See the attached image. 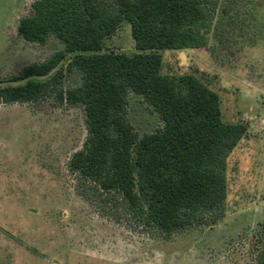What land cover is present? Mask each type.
Segmentation results:
<instances>
[{
	"label": "rangeland",
	"instance_id": "1",
	"mask_svg": "<svg viewBox=\"0 0 264 264\" xmlns=\"http://www.w3.org/2000/svg\"><path fill=\"white\" fill-rule=\"evenodd\" d=\"M34 1L0 0V87L64 48L55 38L40 45L19 35V21ZM208 37L206 48L161 51L162 73L197 77L219 95L224 122L247 127L227 159L222 220L166 238L101 215L77 193L68 170L87 137L82 109L60 107L54 98L0 104V264H258L264 249V0H220ZM105 50L137 52L130 24L123 23ZM80 82L74 71L64 86ZM128 114L140 135L163 126L139 96L131 97Z\"/></svg>",
	"mask_w": 264,
	"mask_h": 264
},
{
	"label": "trees",
	"instance_id": "2",
	"mask_svg": "<svg viewBox=\"0 0 264 264\" xmlns=\"http://www.w3.org/2000/svg\"><path fill=\"white\" fill-rule=\"evenodd\" d=\"M220 0H36L19 21L29 43L64 48L25 66L0 87V104L82 109L83 148L69 160L76 191L116 222L170 238L225 215L229 153L247 133L224 122L219 95L197 77L162 73L161 51L206 48ZM123 23L136 53L106 51ZM72 55L66 68L60 67ZM81 82L66 88L67 75ZM139 96L163 126L140 135L129 119ZM264 264V249L258 255Z\"/></svg>",
	"mask_w": 264,
	"mask_h": 264
}]
</instances>
